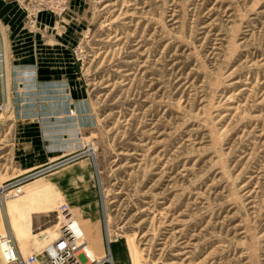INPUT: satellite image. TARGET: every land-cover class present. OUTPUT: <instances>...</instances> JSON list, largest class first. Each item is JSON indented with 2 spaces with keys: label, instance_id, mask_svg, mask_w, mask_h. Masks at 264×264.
<instances>
[{
  "label": "rangeland",
  "instance_id": "374dc122",
  "mask_svg": "<svg viewBox=\"0 0 264 264\" xmlns=\"http://www.w3.org/2000/svg\"><path fill=\"white\" fill-rule=\"evenodd\" d=\"M28 1L0 0V236L264 264V0Z\"/></svg>",
  "mask_w": 264,
  "mask_h": 264
},
{
  "label": "built area",
  "instance_id": "2783aa9c",
  "mask_svg": "<svg viewBox=\"0 0 264 264\" xmlns=\"http://www.w3.org/2000/svg\"><path fill=\"white\" fill-rule=\"evenodd\" d=\"M70 0H29L25 7L29 22L42 14L61 15L65 12L66 4ZM0 244L5 245L3 262L5 264H100V261L90 257L75 242L73 233L64 227L58 240L50 248V253L43 252V256H28L22 258L17 245L10 234L0 236ZM83 249V248H82Z\"/></svg>",
  "mask_w": 264,
  "mask_h": 264
},
{
  "label": "bare ground",
  "instance_id": "6f19581e",
  "mask_svg": "<svg viewBox=\"0 0 264 264\" xmlns=\"http://www.w3.org/2000/svg\"><path fill=\"white\" fill-rule=\"evenodd\" d=\"M93 151V150H92ZM92 151L91 150H88V151H86V152H84V154L86 155V156H88L89 158H91V162L92 163H94V160H93V158H92ZM52 167V166H51ZM51 169H53V167L51 168ZM98 183V186H100V183H99V181L97 182ZM96 187V186H95ZM3 193V192H2ZM1 195V194H0ZM98 197H99V195H97ZM3 204V203H2ZM14 205H15V201H14V199L12 200V198L9 200V201H7V211L8 210H10L12 207H14ZM3 206V205H2ZM1 214H2V217H4V218H6V209L4 208V207H2V210H1ZM103 215V214H102ZM103 219V218H102ZM101 219V226H102V220ZM63 228V227H62ZM62 228H59L58 227V229H54V232H55V234H53V236H54V239L53 238H51V239H49V235L48 234H41L40 235V233H39V241H38V243L39 244H41L42 246H47L46 248H45V250H43L44 252H48V253H50V248H51V245L56 241V240H58V238L60 237V234H61V232L63 231V229ZM73 233V232H72ZM74 235V234H73ZM37 236H38V234H37ZM104 236H105V250H106V252H108V246H109V244H108V235L106 234V230H104ZM38 238V237H37ZM36 238V239H37ZM79 248H80V250H83L84 252H85V250H84V248L83 247H80L79 246ZM83 248V249H82ZM86 253V252H85ZM96 259V258H95ZM98 260V259H97ZM100 264H114V261H113V258H112V256H109V255H107V257H105V262L104 263H102V262H100Z\"/></svg>",
  "mask_w": 264,
  "mask_h": 264
}]
</instances>
